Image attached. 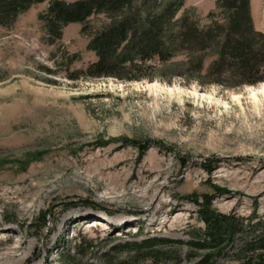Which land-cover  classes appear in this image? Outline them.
Masks as SVG:
<instances>
[{
    "label": "rangeland",
    "instance_id": "obj_1",
    "mask_svg": "<svg viewBox=\"0 0 264 264\" xmlns=\"http://www.w3.org/2000/svg\"><path fill=\"white\" fill-rule=\"evenodd\" d=\"M217 1L187 0L179 18L207 26ZM49 5L0 27V264H195L186 243L204 225L194 194L264 220V83L201 85L178 77L185 56L166 82L71 81L96 55L81 24L52 44L40 19ZM252 16L264 33V0H252ZM124 138L161 144L141 157ZM155 239L180 242L179 259L138 261L133 245Z\"/></svg>",
    "mask_w": 264,
    "mask_h": 264
},
{
    "label": "trees",
    "instance_id": "obj_2",
    "mask_svg": "<svg viewBox=\"0 0 264 264\" xmlns=\"http://www.w3.org/2000/svg\"><path fill=\"white\" fill-rule=\"evenodd\" d=\"M47 1L49 8L40 19L52 44L62 40L67 26L81 24L82 35L90 39L88 49L96 55L86 70L68 75L71 81L84 76L166 82L175 76L166 67L185 56L187 61L176 76L201 85L240 89L264 83V33L255 28L252 0H218L204 27L188 12L179 18L187 0H0V27L11 26L32 6ZM98 17L104 18L100 26L92 22ZM69 56L70 65L79 59ZM120 142L138 148L141 157L152 145L161 144L127 138ZM180 160L183 166L188 163L187 157ZM214 165L205 164L203 169L211 174ZM216 192L222 191L216 188ZM187 200L199 207L204 225L186 243L195 264H217L222 258L238 264H264V220L257 221L254 215L245 223L222 214L213 207V196L194 194ZM46 221L43 216L41 222L46 225ZM178 244L155 239L135 244L133 249L138 261L159 263L179 259L172 251Z\"/></svg>",
    "mask_w": 264,
    "mask_h": 264
}]
</instances>
